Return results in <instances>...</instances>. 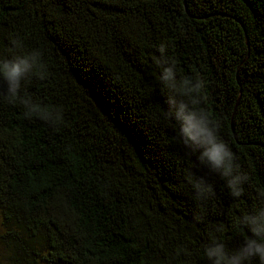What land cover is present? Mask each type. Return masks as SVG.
<instances>
[{
	"label": "trees",
	"instance_id": "trees-1",
	"mask_svg": "<svg viewBox=\"0 0 264 264\" xmlns=\"http://www.w3.org/2000/svg\"><path fill=\"white\" fill-rule=\"evenodd\" d=\"M162 43L178 78L205 81L200 106L249 177L240 197L165 115ZM32 50L48 75L20 97L50 120L9 103L0 76V215L18 264H210L214 237L243 245L238 219L264 207V0H0V58Z\"/></svg>",
	"mask_w": 264,
	"mask_h": 264
},
{
	"label": "clouds",
	"instance_id": "clouds-1",
	"mask_svg": "<svg viewBox=\"0 0 264 264\" xmlns=\"http://www.w3.org/2000/svg\"><path fill=\"white\" fill-rule=\"evenodd\" d=\"M14 44L20 46L19 41H14ZM158 51L161 56L157 63L166 65L160 80L169 90L165 100L168 105L165 115L179 122V135L184 145L194 151L199 150V161L225 177L232 196L240 197L244 192L243 184L249 177L240 171L235 153L219 135V120L200 106L205 95V81L199 76L178 78L175 60L166 56L167 46L162 43ZM31 75L40 79L48 75L40 51L32 50L11 59L0 58V76L7 85L6 100L15 103L21 99L27 109L25 117L35 114L41 119L50 120L49 113L41 105L34 104L30 96L20 97L22 81ZM57 119H62V113H57ZM194 187L202 199L212 192V186L203 177L199 178ZM236 227L247 229L251 235L234 252H229L226 245L214 237L213 243L205 247V255L210 264H247L253 258H258L260 264H264V207L244 214L238 219Z\"/></svg>",
	"mask_w": 264,
	"mask_h": 264
},
{
	"label": "rangeland",
	"instance_id": "rangeland-1",
	"mask_svg": "<svg viewBox=\"0 0 264 264\" xmlns=\"http://www.w3.org/2000/svg\"><path fill=\"white\" fill-rule=\"evenodd\" d=\"M4 227L2 217L0 215V264H18L17 261L12 256V250L7 244V240L4 239V234L6 232ZM24 264H29L25 262ZM33 264H43L38 258Z\"/></svg>",
	"mask_w": 264,
	"mask_h": 264
}]
</instances>
